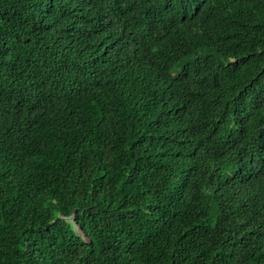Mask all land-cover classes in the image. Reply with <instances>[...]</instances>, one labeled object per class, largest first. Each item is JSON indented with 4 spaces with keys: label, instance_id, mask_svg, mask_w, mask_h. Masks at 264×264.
I'll use <instances>...</instances> for the list:
<instances>
[{
    "label": "trees",
    "instance_id": "16d2710c",
    "mask_svg": "<svg viewBox=\"0 0 264 264\" xmlns=\"http://www.w3.org/2000/svg\"><path fill=\"white\" fill-rule=\"evenodd\" d=\"M0 264H264V0H0Z\"/></svg>",
    "mask_w": 264,
    "mask_h": 264
},
{
    "label": "water",
    "instance_id": "95a60500",
    "mask_svg": "<svg viewBox=\"0 0 264 264\" xmlns=\"http://www.w3.org/2000/svg\"><path fill=\"white\" fill-rule=\"evenodd\" d=\"M78 234L84 239V241H86L87 242V240H86V237L80 232V230L78 229Z\"/></svg>",
    "mask_w": 264,
    "mask_h": 264
}]
</instances>
